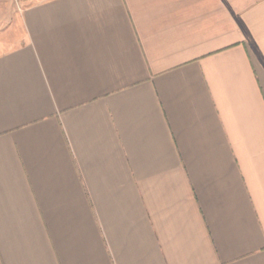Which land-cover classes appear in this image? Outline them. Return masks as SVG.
<instances>
[{
    "label": "crops",
    "instance_id": "obj_1",
    "mask_svg": "<svg viewBox=\"0 0 264 264\" xmlns=\"http://www.w3.org/2000/svg\"><path fill=\"white\" fill-rule=\"evenodd\" d=\"M15 2L0 264H264V0Z\"/></svg>",
    "mask_w": 264,
    "mask_h": 264
},
{
    "label": "rangeland",
    "instance_id": "obj_2",
    "mask_svg": "<svg viewBox=\"0 0 264 264\" xmlns=\"http://www.w3.org/2000/svg\"><path fill=\"white\" fill-rule=\"evenodd\" d=\"M13 6H14V8H16V2H15V0H13ZM8 22V21H7ZM2 24H4V23H2ZM6 30V28L2 25H0V43H2V42H4L5 40L3 39V37H4V31ZM6 46V45H5ZM5 46L4 47H0V51L2 50V49H4L5 48Z\"/></svg>",
    "mask_w": 264,
    "mask_h": 264
}]
</instances>
